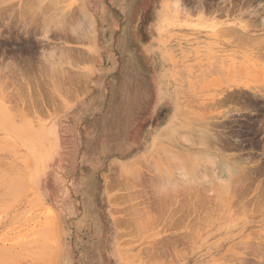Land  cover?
Returning <instances> with one entry per match:
<instances>
[{
    "label": "rangeland",
    "instance_id": "374dc122",
    "mask_svg": "<svg viewBox=\"0 0 264 264\" xmlns=\"http://www.w3.org/2000/svg\"><path fill=\"white\" fill-rule=\"evenodd\" d=\"M160 1L0 0V264H264V0Z\"/></svg>",
    "mask_w": 264,
    "mask_h": 264
},
{
    "label": "bare ground",
    "instance_id": "6f19581e",
    "mask_svg": "<svg viewBox=\"0 0 264 264\" xmlns=\"http://www.w3.org/2000/svg\"><path fill=\"white\" fill-rule=\"evenodd\" d=\"M34 1V0H33ZM49 1V0H48ZM51 2V1H50ZM54 3V2H53ZM33 4V3H32ZM51 4V3H50ZM25 5V4H24ZM31 9V8H30ZM29 11V10H28ZM22 12H23V10H22ZM28 14H29V12H28ZM32 14V13H31ZM32 16V15H31ZM35 16V15H34ZM36 17V16H35ZM37 19V18H36ZM74 21H75V19H74ZM76 23V22H75ZM80 23V22H79ZM78 24V23H77ZM26 26V25H25ZM229 27H231V26H229ZM232 28V27H231ZM230 28V29H231ZM32 29V28H31ZM235 30V29H234ZM29 33V32H28ZM244 35V34H243ZM53 61V60H52ZM53 63V62H52ZM54 79V78H53ZM60 80V79H59ZM59 83V82H58ZM57 85V84H56ZM171 102V111H169L168 112V114H167V121H166V123H167V125L164 127V129L162 130V131H160L159 129L160 128H157V129H154L151 133H150V135L148 136V141H147V144H146V146H145V148L147 149V148H150L151 146H153V145H155L157 142H159V141H163V140H165V139H169V140H171V141H173L172 142V144L178 149V147H185V148H189L191 151H194V150H192V148L191 147H186V145L185 144H183V143H181V141H179V142H177V140H176V142H174V139H177L178 137L176 136V134L178 133V131H179V128H178V125H177V123H178V120H179V118H181L180 117V115H181V113L177 110V106L175 105V102H172V101H170ZM166 109V108H165ZM180 114V115H179ZM198 130L203 134V133H208L207 132V130L206 129H199L198 128ZM179 139V138H178ZM220 141V140H219ZM225 141V140H224ZM223 141V142H224ZM179 150H180V148H179ZM182 150V149H181ZM195 153H197V154H199V155H202L203 153H205V152H203V151H196ZM174 156H173V155ZM172 154H171V157H173L174 159H176L177 161H178V163H175V162H177L176 160H174L175 162H172V164L174 163V167L176 168V169H178V170H180V172H177V173H179L180 174V178L181 179H185L186 178V181H187V179L189 180L190 178L189 177H187V175H188V173H189V168L187 167V165L186 164H183L184 162V158L185 157H187V155H186V153H184L183 152V154H182V151L180 152V154L179 153H175V152H172ZM178 164H180V165H178ZM224 165V164H223ZM123 166V165H122ZM224 169L225 168H223V166L221 167V166H219V173H222V172H224ZM247 172V171H246ZM178 174V175H179ZM160 175H161V179L162 180H164L165 182H167V183H170V184H172V182H175L174 181V179H172V178H170V176H169V171H167L166 169H165V171H163V173L161 174L160 173ZM222 175H224V174H222ZM175 176H177V175H175ZM188 176H190V173H189V175ZM173 177V176H172ZM178 177V176H177ZM185 177V178H184ZM174 178V177H173ZM179 178V177H178ZM127 179V178H126ZM155 180V179H154ZM161 180V181H162ZM133 181V180H132ZM172 181V182H171ZM185 181V180H184ZM131 182V181H130ZM232 192V191H231ZM166 194V193H165ZM164 195V194H163ZM167 195V194H166ZM150 201H151V199H150ZM160 201V200H159ZM158 201V202H159ZM164 202V201H163ZM166 202V201H165ZM155 203V202H154ZM162 203V202H161ZM151 205V204H150ZM160 205V204H159ZM167 205V204H166ZM166 205H164V206H166ZM155 206V205H154ZM157 206V205H156ZM152 207V206H151ZM159 207V206H158ZM162 207V206H161ZM154 208V207H153ZM157 208V207H156ZM160 208V207H159ZM159 208H158V210H159ZM176 208V207H175ZM164 209V208H163ZM151 210H153V211H155V209H152L151 208ZM150 210V211H151ZM160 212H161V210H160ZM154 213V212H153ZM159 215V214H158ZM156 216H157V214H156ZM157 255V254H156Z\"/></svg>",
    "mask_w": 264,
    "mask_h": 264
},
{
    "label": "crops",
    "instance_id": "0c3cea01",
    "mask_svg": "<svg viewBox=\"0 0 264 264\" xmlns=\"http://www.w3.org/2000/svg\"><path fill=\"white\" fill-rule=\"evenodd\" d=\"M162 0L159 2V4L161 5L160 9H163V5H162ZM160 38H163V33H159L158 35V31H155L153 30V36H152V39H151V45L153 47V51L151 50V52L153 53H171L169 52L168 50H165V46L162 47V50H159V45H158V42H159V39ZM164 48V49H163Z\"/></svg>",
    "mask_w": 264,
    "mask_h": 264
}]
</instances>
